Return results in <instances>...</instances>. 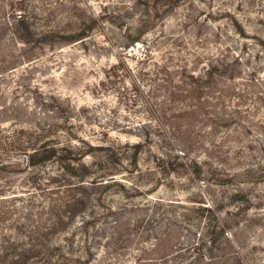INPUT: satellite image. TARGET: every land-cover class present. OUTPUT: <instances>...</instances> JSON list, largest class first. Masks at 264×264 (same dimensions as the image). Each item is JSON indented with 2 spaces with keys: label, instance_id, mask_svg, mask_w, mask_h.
<instances>
[{
  "label": "rangeland",
  "instance_id": "obj_1",
  "mask_svg": "<svg viewBox=\"0 0 264 264\" xmlns=\"http://www.w3.org/2000/svg\"><path fill=\"white\" fill-rule=\"evenodd\" d=\"M141 1L0 0L5 264L11 244L35 236L51 196L28 182L23 150L50 141L88 151L83 162L94 174L86 180L106 183L92 193L102 200L87 243L92 256L82 264H264V0H180L155 16ZM23 11L33 32L57 34L29 45L13 41V17ZM140 21L143 43L123 49L121 34ZM83 27L89 36L69 41ZM165 65L197 74L213 68L214 93L221 90L224 101H213L208 116L185 114L191 102L176 96L177 83L154 77ZM145 121L152 127L139 126ZM138 141L144 145L135 164L130 146ZM183 146L198 161L193 173H161L154 155ZM42 171V181L60 173L52 164ZM81 221L47 237L68 257L67 238ZM74 242L77 253L83 237Z\"/></svg>",
  "mask_w": 264,
  "mask_h": 264
},
{
  "label": "trees",
  "instance_id": "obj_2",
  "mask_svg": "<svg viewBox=\"0 0 264 264\" xmlns=\"http://www.w3.org/2000/svg\"><path fill=\"white\" fill-rule=\"evenodd\" d=\"M148 1L149 2H145V6L147 5V12H153L154 16L158 15L159 12L174 8L180 3V0H167L164 4L159 6L157 0ZM139 2L142 1L135 0L136 5H138ZM31 18L32 15L29 11L15 14L12 24L13 41L29 45L39 40L38 38H47V35L55 36V34H57L56 31L53 30L40 33L33 32L32 29L35 28L30 22ZM99 19L100 18L97 17L94 21L96 22ZM86 30L88 29L84 27L79 29L70 36L69 41L74 40L83 42L89 36L86 35ZM142 30L143 25L142 21H140L134 28H128L124 31V33L121 34V41L124 45L121 47L123 49H129L137 43H143ZM120 64L119 62L117 65L111 67L113 70L112 75H110L109 72L105 74L107 80L112 76H117L118 67L121 66ZM228 66L229 64H226L224 67L227 68ZM161 69L163 71H161ZM126 71L129 73L132 80L131 84L134 85L133 89L136 91L137 83L131 77L133 71L128 67ZM162 75L164 78H160ZM154 77L168 84L177 83V85L173 87L177 89L176 96H179V98L183 97V99L186 98L187 101L190 100L191 102L186 104L187 106L185 105L186 107L183 109L186 111L185 114L203 113L207 115L209 113L207 110L213 107L216 108V105H213V101H224V93L221 90L214 93L215 88L213 85L215 84L214 79H216L217 75L215 76L213 68L206 69L202 74H197L194 71L188 72L186 67H180V69L169 71V67L165 65L164 68L160 67L158 69ZM210 115H212V112ZM217 118L222 119L223 117L218 113ZM156 122L159 127L162 124L164 125L160 119H157ZM150 124L151 121H145L139 123V126L152 127ZM143 145V141H138L130 146L133 150V162L135 164L138 162V155ZM100 148L106 151L111 150V146ZM189 149H191V147L188 146H183L175 151L174 149L163 148L160 155H154V159L157 162V169H159L161 173L167 175L180 171H184L186 174L191 175L193 173L191 167L193 164L198 165V161L190 157ZM83 150L84 149L78 147L73 148L70 144L59 145L57 143H51V141L44 142L40 145H32L23 150L24 157L22 160L25 169H28V182H33L35 186H38V189H42L43 191L46 190L45 192L50 191L51 196L47 197L42 202V212H40L39 217L41 221L36 225V230L33 231L35 236L30 237L29 241H22L10 245L15 253L8 264H61L64 261H70V259L74 264H82L83 261L91 258L92 252L87 246V243L90 238V229L93 227L95 220H97V215L99 214L95 202L98 204V202L102 200L101 197L95 198V195L92 193H95L101 187H106V183H103L104 180H99V178L86 180L90 174L92 175L94 173L90 171L92 169L91 166L83 162V159L88 154V151ZM47 164H52L60 173L56 175L47 173L48 177H46L45 181H42L41 176L45 172L42 171L39 173V167H44ZM4 166V163H0V171L4 170ZM110 179L112 180L114 178ZM45 216H47V219L43 222ZM78 216H82V221L79 227L67 238L72 246L67 252L68 255L71 254V256L68 257L65 255L62 245L52 242L47 237L66 230ZM77 235L83 237L84 245L80 246L79 251L75 253L74 238ZM203 244L204 241H201V243L195 247L198 253L202 252ZM0 262L1 264H5V261Z\"/></svg>",
  "mask_w": 264,
  "mask_h": 264
}]
</instances>
